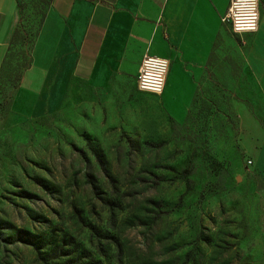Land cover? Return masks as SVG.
I'll return each instance as SVG.
<instances>
[{
    "label": "rangeland",
    "instance_id": "1",
    "mask_svg": "<svg viewBox=\"0 0 264 264\" xmlns=\"http://www.w3.org/2000/svg\"><path fill=\"white\" fill-rule=\"evenodd\" d=\"M21 2L32 40L47 0ZM254 41L219 22L179 119L136 113L134 83L117 122L80 84L37 117L11 109L17 83L0 85V264H264V61L248 62ZM18 50L30 63L27 45Z\"/></svg>",
    "mask_w": 264,
    "mask_h": 264
},
{
    "label": "crops",
    "instance_id": "2",
    "mask_svg": "<svg viewBox=\"0 0 264 264\" xmlns=\"http://www.w3.org/2000/svg\"><path fill=\"white\" fill-rule=\"evenodd\" d=\"M227 5L228 0H51L11 109L29 117L50 113L68 104L80 84L96 94L99 113L117 122L126 113L119 112L121 92L135 85L143 55L154 53L169 64L163 89L157 101L137 90L134 111L179 119ZM17 23L16 1L0 0V63ZM235 36L254 37L248 62L264 61V24Z\"/></svg>",
    "mask_w": 264,
    "mask_h": 264
},
{
    "label": "built area",
    "instance_id": "3",
    "mask_svg": "<svg viewBox=\"0 0 264 264\" xmlns=\"http://www.w3.org/2000/svg\"><path fill=\"white\" fill-rule=\"evenodd\" d=\"M257 0H228L227 9L221 22L228 25L235 35L252 34L258 26ZM164 58L143 55L135 79L136 89L150 94H160L168 70Z\"/></svg>",
    "mask_w": 264,
    "mask_h": 264
},
{
    "label": "trees",
    "instance_id": "4",
    "mask_svg": "<svg viewBox=\"0 0 264 264\" xmlns=\"http://www.w3.org/2000/svg\"><path fill=\"white\" fill-rule=\"evenodd\" d=\"M17 4L18 12V23L12 32L11 38L7 45L5 54L0 63V85L4 83H17L21 79L22 73L28 68L29 60L28 55L22 50L15 52V48H22L27 45V51L31 52L41 28L42 22L50 6L51 0H47L46 7L44 10H37L36 16L39 17L37 29L35 31L34 38L25 40V35L22 32V7L21 0H15ZM26 56V57H25ZM16 57L17 59H13Z\"/></svg>",
    "mask_w": 264,
    "mask_h": 264
},
{
    "label": "bare ground",
    "instance_id": "5",
    "mask_svg": "<svg viewBox=\"0 0 264 264\" xmlns=\"http://www.w3.org/2000/svg\"><path fill=\"white\" fill-rule=\"evenodd\" d=\"M258 27H259V25L257 26L256 32L258 31Z\"/></svg>",
    "mask_w": 264,
    "mask_h": 264
}]
</instances>
